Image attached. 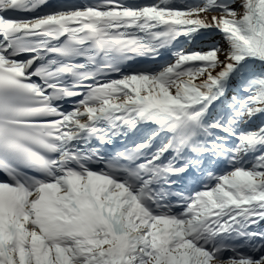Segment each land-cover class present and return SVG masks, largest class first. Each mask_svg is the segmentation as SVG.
I'll list each match as a JSON object with an SVG mask.
<instances>
[{"label":"snow or ice","instance_id":"obj_1","mask_svg":"<svg viewBox=\"0 0 264 264\" xmlns=\"http://www.w3.org/2000/svg\"><path fill=\"white\" fill-rule=\"evenodd\" d=\"M0 264H264V0H0Z\"/></svg>","mask_w":264,"mask_h":264},{"label":"bare ground","instance_id":"obj_2","mask_svg":"<svg viewBox=\"0 0 264 264\" xmlns=\"http://www.w3.org/2000/svg\"><path fill=\"white\" fill-rule=\"evenodd\" d=\"M219 39H221V36H220V34L216 33V34H213L212 36H207V37L201 38L200 45L206 44L209 41H219ZM193 46L194 45H190V47H193Z\"/></svg>","mask_w":264,"mask_h":264},{"label":"rangeland","instance_id":"obj_3","mask_svg":"<svg viewBox=\"0 0 264 264\" xmlns=\"http://www.w3.org/2000/svg\"><path fill=\"white\" fill-rule=\"evenodd\" d=\"M212 42H215L216 44H220V45L223 44V40H222V37H221V39H219V41H209L208 43L203 44V45H199V46H201V47H206L209 43H212ZM188 48H191V47L188 46Z\"/></svg>","mask_w":264,"mask_h":264}]
</instances>
